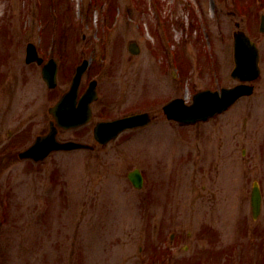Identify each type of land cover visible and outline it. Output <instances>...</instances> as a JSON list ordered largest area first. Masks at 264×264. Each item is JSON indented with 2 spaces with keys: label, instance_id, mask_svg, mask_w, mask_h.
<instances>
[{
  "label": "rangeland",
  "instance_id": "rangeland-1",
  "mask_svg": "<svg viewBox=\"0 0 264 264\" xmlns=\"http://www.w3.org/2000/svg\"><path fill=\"white\" fill-rule=\"evenodd\" d=\"M54 1L0 0V264H264V91L195 125L170 122L161 108L214 88L213 76L218 86L236 82L237 21L253 29L264 90V0ZM245 2L255 4L248 17ZM30 41L58 61L54 89L40 65L25 62ZM83 58L91 62L81 90L98 79L94 116L58 137L94 148L54 151L38 163L20 159L47 131L48 106ZM101 106L106 118L144 110L155 118L99 145L92 126ZM135 167L141 188L127 177ZM255 179L262 194L256 219Z\"/></svg>",
  "mask_w": 264,
  "mask_h": 264
},
{
  "label": "water",
  "instance_id": "water-1",
  "mask_svg": "<svg viewBox=\"0 0 264 264\" xmlns=\"http://www.w3.org/2000/svg\"><path fill=\"white\" fill-rule=\"evenodd\" d=\"M239 38V37H237ZM31 44H29V47ZM34 51V48H32ZM129 49L132 53H138V47L135 44H130ZM30 51L27 60H30L31 57H36L35 52ZM40 61V60H39ZM86 62L83 65L79 66L76 76L74 77L73 84L70 90L63 94L62 97L57 101V103L49 108V110L56 115L58 122L64 124V121H67V106L73 107V104H68L69 101H74L75 95L77 93V85L80 79V75L84 70ZM254 69V67H252ZM55 69L49 75L44 73V78L47 81L50 87L55 85ZM242 93L241 86H237L233 89H224L221 96L216 95L210 91H202L194 95L193 104L185 105L181 99H175L164 106V109L169 117L176 118L180 121L191 122L197 119L206 118L207 116L214 114L216 111L223 110L231 101L235 99L236 96ZM82 101L83 108L87 109V118L79 119L77 123L83 122L89 118L88 112V100H91L96 97L95 94V83L91 84V87L88 89ZM84 96V97H85ZM73 98V99H72ZM72 99V100H71ZM88 101V102H87ZM75 112L72 111V114ZM150 118L148 113H139L123 118H119L113 121L100 122L96 125L94 134L95 137L101 141L106 142L110 138L115 137L121 130L128 127H135L140 125H145L149 122ZM57 129L51 123L50 129L45 135H38L35 142L30 145L28 148L20 152V157H32L35 160L42 159L45 157L51 150L65 148H90L91 146L83 142H58L56 140ZM139 184V183H136ZM252 207L254 214L256 215L259 211L260 197L257 190L254 188L251 199Z\"/></svg>",
  "mask_w": 264,
  "mask_h": 264
},
{
  "label": "flooded vegetation",
  "instance_id": "flooded-vegetation-1",
  "mask_svg": "<svg viewBox=\"0 0 264 264\" xmlns=\"http://www.w3.org/2000/svg\"><path fill=\"white\" fill-rule=\"evenodd\" d=\"M261 72H263V71H261ZM256 80H257V79H256ZM256 80H255V81H256ZM258 81H259V80H258ZM258 81H257V82H258ZM257 82L254 83V90H255V92L258 91V92L262 93L264 90H263V89L261 90V89L258 88Z\"/></svg>",
  "mask_w": 264,
  "mask_h": 264
}]
</instances>
